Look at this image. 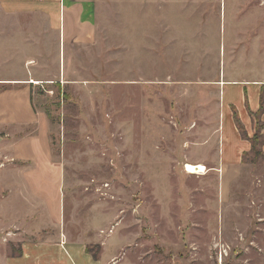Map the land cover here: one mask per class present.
<instances>
[{
    "label": "rangeland",
    "instance_id": "rangeland-1",
    "mask_svg": "<svg viewBox=\"0 0 264 264\" xmlns=\"http://www.w3.org/2000/svg\"><path fill=\"white\" fill-rule=\"evenodd\" d=\"M90 1L89 42L33 89L64 170L48 246L62 232L98 257L90 264H264L263 137L224 203L218 174L183 169L216 156L220 112L225 125L227 101L240 100L218 82H264V0ZM18 251L0 235V264Z\"/></svg>",
    "mask_w": 264,
    "mask_h": 264
},
{
    "label": "crops",
    "instance_id": "crops-1",
    "mask_svg": "<svg viewBox=\"0 0 264 264\" xmlns=\"http://www.w3.org/2000/svg\"><path fill=\"white\" fill-rule=\"evenodd\" d=\"M92 12L90 0H0V235L9 236L20 252L17 257L3 256L8 264H72V259L74 264L91 263L85 243L69 245L62 232L51 246L54 250L48 246L50 230L64 220V170L53 160L49 121L35 110L33 89L49 84L44 78L64 72L70 46L89 42L94 33ZM32 77L40 84L32 85ZM217 85L240 89L239 102L229 98L226 103L225 125V114L220 112L217 154L203 165L206 172L219 175L217 191L224 203L230 184L242 172L244 155L251 150L250 141L236 128L233 110L247 138H252L264 82L221 79ZM224 95L220 90L219 99ZM258 117L264 123V111ZM261 134L264 139V129ZM261 151L264 154V144Z\"/></svg>",
    "mask_w": 264,
    "mask_h": 264
},
{
    "label": "trees",
    "instance_id": "trees-1",
    "mask_svg": "<svg viewBox=\"0 0 264 264\" xmlns=\"http://www.w3.org/2000/svg\"><path fill=\"white\" fill-rule=\"evenodd\" d=\"M259 102H260L259 111L253 115L255 122H256V129H255V134L252 138H247L246 132H245L243 126L240 124V122H239V120L235 114V111L233 110L234 121H235V125H236L237 130L239 131L242 138L248 139L251 143L250 152L253 153V160H251L252 163L258 158V156H261V152L256 149V143L258 142L259 138L262 137L261 131L264 129V123H259V121H258L259 120L258 116L261 113H263V111H264V97L262 95H260ZM247 155L248 154H245L244 156H247ZM85 251L87 254H90V255L92 253L87 248L85 249ZM91 256L93 257L94 260H96L98 258L95 254H92Z\"/></svg>",
    "mask_w": 264,
    "mask_h": 264
},
{
    "label": "bare ground",
    "instance_id": "bare-ground-1",
    "mask_svg": "<svg viewBox=\"0 0 264 264\" xmlns=\"http://www.w3.org/2000/svg\"><path fill=\"white\" fill-rule=\"evenodd\" d=\"M30 83L32 84H38L35 81H31ZM184 171L187 174H191V175H204L206 173V169L203 165L200 164H196V165H192L189 163L184 164L183 166Z\"/></svg>",
    "mask_w": 264,
    "mask_h": 264
},
{
    "label": "built area",
    "instance_id": "built-area-1",
    "mask_svg": "<svg viewBox=\"0 0 264 264\" xmlns=\"http://www.w3.org/2000/svg\"><path fill=\"white\" fill-rule=\"evenodd\" d=\"M63 242H64V240H63ZM63 242H62V243H63Z\"/></svg>",
    "mask_w": 264,
    "mask_h": 264
}]
</instances>
